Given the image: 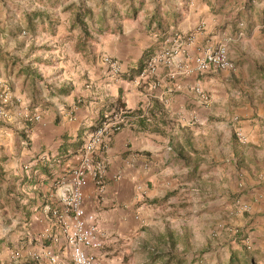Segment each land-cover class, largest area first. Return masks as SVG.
<instances>
[{
    "label": "crops",
    "instance_id": "1",
    "mask_svg": "<svg viewBox=\"0 0 264 264\" xmlns=\"http://www.w3.org/2000/svg\"><path fill=\"white\" fill-rule=\"evenodd\" d=\"M100 1L104 3L0 0V89L7 83L20 106L36 110L41 117L27 123L15 114L12 121L0 122V264H33L30 254L45 247L58 255V264H71L70 251L62 240L51 243L49 238H39L47 221L44 207L58 203L69 182L68 172L78 165L89 134L118 104L123 105L126 123L94 155L105 162L103 185L99 189L88 177L83 188V207L94 214L102 241V247L95 251L102 264H130L127 245H140L134 235L145 226L156 228L172 221L177 214L171 215V209L185 214L179 219L190 217L186 213L190 203L197 214L201 213L204 176L217 179V190H212L216 197L209 206H229L235 161L232 127L247 141H264V106L258 111L244 101L232 106L235 91L226 86L232 77H224L229 71H192L176 79L181 85L176 91L170 90L167 79L168 72L178 66L192 69L191 57L208 43H224L237 66L248 62L264 66V55L256 60L248 58L246 52L253 47L243 39L248 32L264 27V0H186L177 19L166 10L160 14L156 4L141 6V0H118L119 9L112 7L115 0ZM81 12L90 15L92 28H87L85 16L82 23L76 22V14ZM164 14L172 18L167 26L160 23ZM199 23H204L203 29L197 27ZM223 23L226 28L221 31ZM84 26L96 37L94 47H87L86 42L82 50L78 39ZM173 30L184 36L193 30L183 53L174 57L176 66L155 63L153 72L137 75L138 68L150 54L159 53ZM32 34L45 44L40 56L56 61L58 68L53 72L41 70L29 59L28 50L39 43L28 40ZM16 55L23 58V66L18 65L20 72L14 68ZM105 56L118 61L119 77L109 74ZM67 67H71V74ZM238 72L239 68L233 74ZM154 82L157 85L153 88ZM195 84L209 92L207 105L194 94ZM217 100L224 104L222 108L216 107ZM217 110L223 111L220 122L212 119ZM234 117L240 119L237 127ZM226 176L231 177L227 188ZM240 199L248 205L249 213L255 212L264 205V186L247 190ZM246 240V248H259V257L264 256L259 238L248 236ZM158 252L166 254L156 257ZM169 253L154 247L141 262L161 264ZM174 256L168 264L182 260ZM236 256L231 249L227 264H238ZM253 262L250 259L247 264ZM38 264L49 263L43 258Z\"/></svg>",
    "mask_w": 264,
    "mask_h": 264
},
{
    "label": "rangeland",
    "instance_id": "2",
    "mask_svg": "<svg viewBox=\"0 0 264 264\" xmlns=\"http://www.w3.org/2000/svg\"><path fill=\"white\" fill-rule=\"evenodd\" d=\"M94 1L96 3H101V4L104 3V1H100V0H94ZM115 1H116V5L112 7H118L119 9L118 5H120V2L118 0ZM185 1L186 0H141L140 4L141 6H143L144 4L146 5V7L148 6L153 7V5L156 4V11H158L160 14L162 13V11L166 10V12H170V15L173 16V19H177L181 15L180 10H185V6H186ZM219 9L220 8H218V10ZM81 13H83L82 15L83 17L85 16V24L87 23L86 24L87 28L88 29L92 28V25H94V21L91 20L90 15L86 16L84 12ZM164 16L165 14L160 16L161 17L160 23L162 24V26H167L168 25L167 22L171 21L172 18L170 19ZM201 24L202 27H199ZM0 25H1V30H0V34H1L3 33L1 22ZM203 26L204 23H199L197 27H199V29L200 28L203 29ZM225 28H226V23H223L220 26V29L221 31H223ZM192 31L187 32L186 35L184 36L173 30L172 34L170 33L169 36L170 35L175 36L176 34L184 38V37H188L189 34H192L193 33ZM18 34L23 36L27 35V34H22L21 32H19ZM90 35L91 38L87 40V47H89L90 45L91 47H94L95 42L93 41L96 35L94 34H90ZM31 38H33L34 40L38 39L33 34L31 35V37L28 38V40ZM82 38L83 36L80 35V38L78 40H81ZM243 39H245V41H248L250 45L253 47L251 48L252 54L251 51L246 52V55L248 56L249 59L256 60L254 58H257L259 55H264V49L260 47V46H264L263 26L258 28L257 31L252 30L251 32H248L247 34L244 35ZM37 41L39 42V40ZM32 45L33 46L28 50V53H30L29 59L35 62V64L41 70L45 72H49V71L53 72L55 68H58V66H56V61H53L54 59L53 57H51L50 59L49 57L44 58V56H40L43 53V50H45V44L43 42H39L37 44L34 43ZM212 45H217V44H212ZM17 46L20 47L22 45H17ZM243 53L245 52L243 51ZM90 57L91 56H88V58ZM15 59L18 60V63L14 65L15 66L14 68L18 69V65L23 66V58H20L19 55H16ZM238 68H239L238 74L237 75L233 74L234 71ZM20 71L21 69L19 68L18 72ZM67 71L69 72V74H71L72 71L71 67H69ZM109 74L113 77H119L121 73L118 76L112 75L111 72H109ZM263 75H264V66H256V64L254 66H251L249 62L248 65L240 64L237 66V64L234 63V69L228 72V76H224L226 78L232 77V80H230L226 84L227 87L235 91L234 98L232 99V106H234V103H236L237 101L240 102L244 101L246 103L249 102L251 107L254 108L255 111L256 110L258 111L260 107L264 106V76ZM7 86L9 87L8 84ZM201 88L206 92V90L202 86ZM206 93L209 96V92ZM228 93L229 92H227V94ZM15 101H16L15 102L16 114L24 110L33 111L30 110L28 106L21 107L19 99H16ZM215 105L217 108H222L224 106V104H222L220 100H217ZM222 112L223 111L218 112L217 110V112H215L212 115V119H214L215 122L222 121L224 117L222 115ZM16 117H20V119L24 121L21 115H17ZM7 121L8 120L0 121V122H7ZM237 121H240L239 117H234V119L232 120V122L235 124V127H237L236 124ZM261 125L262 124H260V127ZM231 136H232L231 149H232V154L234 155L233 157L235 158L234 162L232 160V170L234 172H232V194L229 197L232 205L230 204L228 206L226 204V207L224 208L221 206L211 208V206L209 205H211L210 203L212 199L216 197V195H214L212 190L216 189L215 187H218L217 179H213L208 176L202 177V179H204L203 184L205 185L206 192H205V205L201 213L197 214L196 210L191 207L193 205L190 203L189 205L190 207L186 209V213H189L190 215V217H188L187 219L184 218L179 219L180 216L185 214H182L183 212L171 209L170 214L173 215L174 213H176L177 217L175 218L171 217L170 219H172V221L167 220L164 226L159 225L156 228L150 227L149 229L147 226H145L146 229L143 226L144 229L142 231L141 230L137 231L138 233L134 235L136 241L137 239L140 240V245H138L137 243L136 244L129 243L131 247L127 245L128 255L130 253L129 255L130 264H132L133 262H141L144 258L145 253L149 252V250L154 247H157L158 249H161L163 251H169L173 255L175 254L179 255L182 258V264H227V260L231 249H232V253H234L235 255L237 253L236 262L238 264L239 262L240 264H247V262H249L250 259L254 260L253 262L254 264H264L263 261L264 256L259 257L258 255L259 248L256 251L253 249H248L243 245V243L247 241L246 239L248 236H254L256 238H259V240L261 241L260 243L261 253L262 250H264V205H262L255 212L249 213L250 209L248 205L246 203H243L240 199V197L244 195L247 190L250 189L261 190V188H263L264 186V182H263L264 165L262 164V161H264V141L263 142L247 141V140L240 141L238 139V136L236 135V131L235 132L233 131V127L231 130ZM244 159H246V162L244 161ZM248 163L251 164V167L247 166ZM252 169H253V173L251 171ZM244 171L245 172L247 171L248 175H246ZM206 175L208 174L206 173ZM246 177H247V181H246ZM229 180H231V177L229 178L228 176H226L224 180L225 188L229 187L228 184ZM177 200L179 199L177 198ZM193 201L194 200L191 195L190 202ZM177 203L180 204V202ZM195 204L196 203H194V205ZM244 205H247V208H244ZM201 215H203V217H201ZM248 216H251V218L249 219ZM170 240L174 243L172 247L170 245L171 244ZM160 261H164V259L157 260V262ZM142 264H147V263L144 262Z\"/></svg>",
    "mask_w": 264,
    "mask_h": 264
},
{
    "label": "built area",
    "instance_id": "3",
    "mask_svg": "<svg viewBox=\"0 0 264 264\" xmlns=\"http://www.w3.org/2000/svg\"><path fill=\"white\" fill-rule=\"evenodd\" d=\"M202 24L199 26L201 27ZM1 30V25H0ZM192 35L180 37L179 35L166 38L165 44L159 53L153 55L141 74L154 71V64L163 62L167 67H174V57L183 53L184 46L191 41ZM193 68L178 66L175 71H169L168 81L171 82L170 90H179L180 84L176 82L178 77H185L192 71L205 73L212 70L230 71L234 69V63L228 55V49L224 44H205L191 57ZM104 63L112 75L118 76L121 68L117 60L105 56ZM157 84L154 82L151 87ZM193 91L202 104L209 103L208 94L199 84H195ZM16 99L13 98L6 83L1 84L0 89V121L11 120L16 112ZM123 109L113 110L102 117L101 125L95 128L88 136L83 146L81 157L77 166L68 172L69 182L64 194L57 204L46 205L44 213L46 224L39 238H49L51 243L63 241L71 254V264H102L100 256L95 252L102 247L99 237V229L94 214L87 213L83 207V188L87 185L88 177H91L100 189L103 185L105 162L95 159V151L102 149L107 144L110 136L119 131L124 124L125 114ZM24 121L34 123L40 120V114L36 111H22L17 113ZM236 135L240 141H246V137L238 130ZM247 208V205H244ZM247 248H249L247 246ZM33 264H38L46 258L49 264H58V255L50 247L30 254Z\"/></svg>",
    "mask_w": 264,
    "mask_h": 264
},
{
    "label": "trees",
    "instance_id": "4",
    "mask_svg": "<svg viewBox=\"0 0 264 264\" xmlns=\"http://www.w3.org/2000/svg\"><path fill=\"white\" fill-rule=\"evenodd\" d=\"M83 14H81V13H77L76 14V22H78V24H80V23H82L83 22V16H82ZM83 27V26H82ZM86 26H84V30L82 31V36H83V38L79 41V43L81 44V46H82V50L84 49V47H85V44H86V42H87V40H89L90 38H91V35H90V33L88 32V30H86V28H85ZM164 36H166V34H164ZM163 36V37H164ZM152 55L150 54L147 58H146V60H145V62L138 68L139 70L137 71V75H139L144 69H145V67H146V65H147V63H148V61H149V59H150V57H151ZM123 108V105L122 104H118V106L116 107V110H119V109H122ZM101 122H102V119H100L99 120V123L96 125V127L95 128H97L98 126H100L101 125ZM171 241V240H170ZM170 244V243H169ZM171 247L174 245V243L171 241ZM158 255H155L156 257H160V256H164L166 253H163V252H158L157 253ZM171 253H169V255H168V257H167V259L164 261V262H161V264H168V263H170V261H172V260H174L176 257L174 256V255H170ZM171 256V257H170ZM177 264H182V260H180V259H177ZM232 264H234L233 262H232Z\"/></svg>",
    "mask_w": 264,
    "mask_h": 264
}]
</instances>
